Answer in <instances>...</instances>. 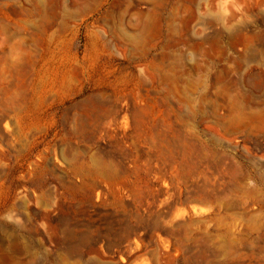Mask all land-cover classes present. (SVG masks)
Returning a JSON list of instances; mask_svg holds the SVG:
<instances>
[{"label": "rangeland", "instance_id": "1", "mask_svg": "<svg viewBox=\"0 0 264 264\" xmlns=\"http://www.w3.org/2000/svg\"><path fill=\"white\" fill-rule=\"evenodd\" d=\"M262 204L264 0H0L2 264H264Z\"/></svg>", "mask_w": 264, "mask_h": 264}, {"label": "crops", "instance_id": "2", "mask_svg": "<svg viewBox=\"0 0 264 264\" xmlns=\"http://www.w3.org/2000/svg\"><path fill=\"white\" fill-rule=\"evenodd\" d=\"M103 157H101L100 159L98 158V162L96 164H92V166L89 168H87V174L83 179L80 180H85L88 182H92L95 183L94 184V188H92V190H67V192L69 193V195L71 196L72 199L76 198L77 194H82V197L85 198L88 201H97L96 199V193L99 192L98 190V182L100 181H104V183L106 184L107 187V191L110 192L113 195H119L124 191V187L127 186L128 190L130 193H132L134 196H137V194L142 192V188L140 185H135L134 183L127 181L126 178H130L131 176L135 179V180H149L151 179V167H148L147 169H141V165L143 162H145L146 160H142V161H138L140 163H138V170L134 171L131 175L128 173H125V171L122 169V164L121 162L116 158H113L110 154H105L102 155ZM92 159V158H91ZM149 163L146 164L145 166H150L151 165V161H148ZM86 164L81 165L80 167H85ZM189 175V174H188ZM153 176V175H152ZM189 177V176H187ZM127 183V184H125ZM87 191L90 192L91 196L90 198L85 197ZM102 193V192H101ZM195 196H197L198 198H209L212 199V204H208L204 207L206 208H210L211 212L215 214V217L210 218L209 220L211 221H216L219 222L225 226H228L231 228V226L235 223V217L232 216V210L233 208H227L225 207L223 210L222 208L216 206L215 201L213 200V198L215 196L214 193H197ZM197 201H199V199H197ZM98 202V201H97ZM114 205L115 206H123L125 205V200L123 198H117L114 200ZM252 221V225L253 222L255 224H264V205H260L257 211H253L252 212V216H250L249 218ZM164 223H169L168 221H164ZM254 229L251 228L250 229V233L251 231H253ZM76 249V248H75ZM77 250V249H76ZM82 249H80L78 252H81ZM89 252V256L93 257V255H96V249L93 247H90L88 249ZM7 257L6 256H0V264H2L1 262L6 261ZM12 262H14L12 260ZM63 262H67L66 260H62L61 264H63ZM16 263V262H14ZM68 263V262H67ZM70 264H78V262L74 261L73 263ZM224 264H236V260L235 259H231L229 258L228 260H226L224 262Z\"/></svg>", "mask_w": 264, "mask_h": 264}]
</instances>
